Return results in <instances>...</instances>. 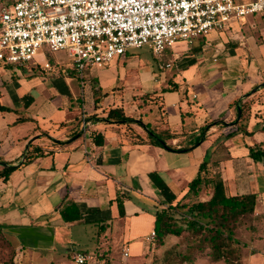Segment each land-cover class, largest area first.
<instances>
[{
    "label": "crops",
    "instance_id": "1",
    "mask_svg": "<svg viewBox=\"0 0 264 264\" xmlns=\"http://www.w3.org/2000/svg\"><path fill=\"white\" fill-rule=\"evenodd\" d=\"M261 33L260 41L241 40L238 31L178 41L153 53L163 55L156 67L141 64L132 48L108 65L86 69L84 84L70 71L73 66L57 65L48 72L41 67L46 60L14 64L24 74L14 70L9 78L3 74L15 66L0 62V103L11 108L0 111V159L17 165L7 180L0 178V225L15 240V263L23 264L24 257L26 264H58L68 255L70 264H78L73 257L81 252L91 256L84 264H113L111 256H126L125 250L126 257L156 254L173 236L162 246L156 236L150 238L154 213L167 202L148 173L157 170L181 196L205 159L221 173L229 194L256 192L255 213L264 214V161L248 155L249 145L264 141ZM197 45L201 48L194 51ZM72 74L77 90L69 80ZM174 84L177 89L163 90ZM24 95L32 98L28 106ZM241 101L251 105L238 125ZM110 107H122L138 120L131 126L145 140L150 123L175 133L169 144L188 149L138 141L127 125L102 120ZM20 116L33 121L17 122ZM96 133L104 135L102 145L94 141ZM35 147L42 153L35 151L26 161L28 148ZM118 195L124 197V216ZM67 200L77 204L80 219L64 220L61 208ZM78 241L84 245L80 251Z\"/></svg>",
    "mask_w": 264,
    "mask_h": 264
},
{
    "label": "built area",
    "instance_id": "2",
    "mask_svg": "<svg viewBox=\"0 0 264 264\" xmlns=\"http://www.w3.org/2000/svg\"><path fill=\"white\" fill-rule=\"evenodd\" d=\"M261 12L264 0H6L0 61L36 65L41 49L65 50L84 84L86 69L108 65L132 48L149 45L160 54L178 41L193 43ZM57 65L46 60L41 67L53 72ZM155 236L153 231L150 238ZM73 258L84 264L91 256L80 252Z\"/></svg>",
    "mask_w": 264,
    "mask_h": 264
},
{
    "label": "trees",
    "instance_id": "3",
    "mask_svg": "<svg viewBox=\"0 0 264 264\" xmlns=\"http://www.w3.org/2000/svg\"><path fill=\"white\" fill-rule=\"evenodd\" d=\"M204 37L202 36L198 39H203ZM200 48V45H197L194 51H198ZM3 64L6 66L14 65L11 63ZM177 87L174 84L163 90H175ZM150 95L149 93L145 94L144 101H146L145 97L147 98ZM23 100L25 106H28L32 98L29 95H24ZM237 101L234 102L235 105H237ZM97 103L98 98H96ZM157 103L160 105L159 100H157ZM250 105L249 101H241L242 116L238 125H241L243 120L248 118ZM10 110L11 108L0 103V111ZM29 120L33 121L31 118L20 116L17 122ZM102 120L127 125L129 134L132 137H136L140 142H147L170 150L183 151L184 149H188L187 147L181 146L178 148L169 144L168 140L174 137L175 133L169 130L151 128L150 123H147L150 130L146 132L147 140H145L131 126V123H138V120L127 116L122 107H110L107 116L102 118ZM208 126L207 124L202 128V133L209 129ZM262 129H264V126ZM238 130L239 128L228 135L235 134ZM94 141L96 144L102 145L104 143V135L96 133ZM248 149V155L253 160L264 161V141L249 145ZM35 151H38V154L42 153V149L39 147L28 148L25 160H31L36 155L33 154ZM0 162L4 164L0 170V178L7 180L11 172L17 168V165H12L10 162L1 159ZM148 175L167 202L166 206L163 205L154 213L157 246L164 245L170 235L185 237L195 250L202 251L209 249L208 253L212 260L218 261L223 259L229 264H242L235 247L237 230L249 220L255 219L256 222L264 224V214L255 213L259 200V195L256 192L229 194L221 173L215 170L214 164L207 159L200 164L198 174L188 183L186 191L181 196H178L174 192L157 170L150 171ZM202 194H207L209 197L203 199ZM123 198L122 195H118L116 199L121 216L125 215ZM61 214L66 221H74L82 217V212L72 200H69L62 206ZM0 237L7 240L8 243H10V238H12L10 234L4 231L1 225ZM14 245L16 246V244ZM14 253L15 249L12 257ZM185 257H188V260H192L189 256ZM11 264L14 263L11 262Z\"/></svg>",
    "mask_w": 264,
    "mask_h": 264
},
{
    "label": "rangeland",
    "instance_id": "4",
    "mask_svg": "<svg viewBox=\"0 0 264 264\" xmlns=\"http://www.w3.org/2000/svg\"><path fill=\"white\" fill-rule=\"evenodd\" d=\"M6 4V0H0V10L3 5ZM238 31L241 40L244 39H257L260 41L263 37L261 32H264V12L247 15L240 20H235L231 22L229 28L220 31L221 38L225 37L226 33ZM224 32V33H223ZM255 39V40H256ZM163 55L155 56L149 45H144L140 48L134 49V58L138 59L141 64L145 67H156L157 63ZM37 62H43L45 60H52L54 63H58V68L68 69L73 66V61L67 51L60 50L56 52H50L47 48L41 49L35 56ZM12 69L8 68L5 70L3 77H9L12 75L13 71L22 76L24 74L21 68L17 69L16 65H13ZM27 67V66H26ZM98 67L92 70H97L100 72ZM70 71H76L74 68H70ZM77 72V71H76ZM69 78L71 84L75 90L79 89L78 80L75 74L71 75ZM264 88V86H263ZM6 232V231H5ZM7 233V232H6ZM9 234V233H8ZM173 239L169 240L168 246L158 250L156 254L151 253V255L142 256L137 258L136 256H124L122 254L111 256L113 264H229L225 260H212L209 255V249L197 251L195 250L190 242L187 241L185 237L173 236ZM237 242L235 247L237 249V254L241 258L242 264H264V224L258 223L256 220L246 221L238 230L236 234ZM10 243L4 238L0 237V264H15V257L18 253L17 247L14 245L15 240L10 238ZM76 250L80 251L83 249V242L78 241L75 245ZM14 256L12 254L14 252ZM192 260H188V257ZM48 259V258H44ZM30 264V261H27ZM73 260L67 255L64 258H60L58 264H70ZM23 264L25 263L23 257Z\"/></svg>",
    "mask_w": 264,
    "mask_h": 264
},
{
    "label": "water",
    "instance_id": "5",
    "mask_svg": "<svg viewBox=\"0 0 264 264\" xmlns=\"http://www.w3.org/2000/svg\"><path fill=\"white\" fill-rule=\"evenodd\" d=\"M262 85H264V83ZM238 108H239V112H240V115H241V112H242L241 105H239Z\"/></svg>",
    "mask_w": 264,
    "mask_h": 264
}]
</instances>
